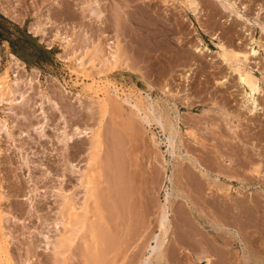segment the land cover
<instances>
[{
    "label": "rangeland",
    "instance_id": "1",
    "mask_svg": "<svg viewBox=\"0 0 264 264\" xmlns=\"http://www.w3.org/2000/svg\"><path fill=\"white\" fill-rule=\"evenodd\" d=\"M82 1L0 0V75L9 87L7 96L0 98V119L6 122L0 132V236L9 250L6 257L13 264H137L153 252L149 244L157 246L156 241L150 240L148 248L141 236L147 219L138 205L128 231L129 226L122 224L129 216L128 206L114 201L117 207L110 223L120 221V226L115 225L113 232L103 220L107 210H99L93 199L87 226L65 254L56 251L57 241L74 228L61 221L65 205L74 202L81 212L86 192L81 179L93 132L99 127L104 143L96 152L104 154L101 158L106 161L109 157L118 181L127 174V164L134 162L139 167L140 191L145 193L148 177L155 181L145 196L152 201L153 224L158 223V207L166 202L168 191L174 210L187 212L192 226H183L173 215L170 264H207L206 259H195L204 249V254L213 253L211 264H264V186L245 182L249 187L245 193L239 183L255 179L245 169H254L260 161L264 164V114L257 113L258 119L249 115L238 73L217 55L213 36L235 50H248L249 40L236 10L245 18H255L264 0H237L239 7L233 11L218 0H197L198 18L179 0H100L99 5L93 3L103 11L100 16L87 7L84 11ZM254 31L260 35L259 29ZM57 32L68 38L78 33L87 40L84 45H98L111 59L117 49V67L96 62L95 68L83 70L75 57L86 49H81L78 38L66 45L68 39L56 36ZM72 46L77 49L75 56ZM201 46L209 50L197 51ZM11 54L18 58L19 67ZM252 56L247 63L261 78V93L255 98L264 106V52ZM171 124L173 134L167 128ZM221 153H234L238 162L244 161L243 166L234 165L238 181L230 182L218 173L233 169L227 165L228 157L221 160ZM183 156L196 157L206 175ZM105 185L101 181L97 187L106 194ZM243 197L247 207L235 208L231 200ZM156 223L155 235L160 232ZM6 257H0V264H6Z\"/></svg>",
    "mask_w": 264,
    "mask_h": 264
},
{
    "label": "bare ground",
    "instance_id": "2",
    "mask_svg": "<svg viewBox=\"0 0 264 264\" xmlns=\"http://www.w3.org/2000/svg\"><path fill=\"white\" fill-rule=\"evenodd\" d=\"M80 1V0H79ZM182 7L186 10V11H190L193 15H195V17H197L198 14V1L197 0H179ZM225 9H228L230 11H233V9L238 8V2L237 0H218ZM82 2L86 3L83 4L82 9L84 11H86L87 9L91 10L93 13L97 14L98 16H100V14L103 13V11L101 10V8L99 7H94L93 3L99 5L100 4V0H83ZM82 4V3H81ZM87 7V9H86ZM245 8V7H242ZM144 10V9H143ZM238 16H240V18L243 21V31L245 36L248 38L249 40V46H248V50L246 51H239V50H235L232 47H228L225 42L222 40L221 37L217 36V35H213L214 38L216 39V46H217V55L228 65L229 69H231L232 72H237L238 76H239V82L242 85V87H244V99H245V108L248 109L249 111V115H257V113H262L264 114V106L263 105H259V103L257 102L258 99H256L255 95L257 93H261V86H260V77L256 76L254 73V67L249 66V64L247 63L248 60L250 59V56H255L257 55L258 58V54H260L261 52H264V19H262V13L264 12V6L261 7V11H258V14L255 18H245L244 15L241 13V11H237ZM144 15V14H143ZM147 15V14H146ZM198 18V17H197ZM118 19V18H117ZM259 29L260 31V35H256L254 29ZM157 30V29H156ZM144 31V30H143ZM167 31V30H166ZM152 33V32H150ZM147 34V33H146ZM74 37H70L68 38L67 35H65V37H62L61 33L57 32L56 36H59L61 39H68L66 45H73L72 43L74 41L79 40L80 43V47L81 49H86V52H81L79 53L76 57H75V61H77L78 59L80 60L78 62V65L81 66V68L83 70L88 69L89 68H95L96 67V62L99 64L101 63V66H107V68H113V66L118 63V60L120 58V54L118 52V50L116 49V51H114V53L111 54L112 58L107 57L105 54L101 53V51H99L98 45L93 44L92 48H90V46L88 45H84L87 41L84 39L81 40V35H79L78 33L74 34ZM163 36V35H162ZM165 37V36H164ZM151 38V37H149ZM60 39V41H61ZM139 41V40H138ZM154 41V40H153ZM165 41V40H164ZM85 42V43H84ZM102 42V41H101ZM170 42V41H169ZM166 43V42H165ZM171 43V42H170ZM88 44V43H86ZM118 45V43H116ZM140 44V43H139ZM138 44V45H139ZM156 44V43H155ZM120 45V44H119ZM73 54L75 56L77 49L75 48V46L71 47ZM197 51L200 52H205L208 51V47L207 46H201V47H197L196 48ZM158 56V55H157ZM252 56V57H253ZM86 57V59H85ZM70 58V56H69ZM139 58V57H138ZM11 59L13 61L14 64L18 65L19 67V62H18V58L14 55L11 54ZM120 63V62H119ZM255 63H257V65L260 63L259 61H255ZM114 66V67H115ZM117 67V66H116ZM119 68V67H118ZM114 69V68H113ZM18 71V70H15ZM101 71H105L102 69H98L97 72ZM18 74L16 75V80L15 82L17 83L18 78H17ZM33 80V77H30V81ZM7 81H5L2 77V75H0V98L1 100L4 99V96H7L6 94V90L9 89V87L7 88L6 85ZM225 81H221L220 84L224 85ZM93 87V86H92ZM94 88V87H93ZM168 88V87H167ZM91 89V88H90ZM14 90V89H13ZM169 90V89H167ZM117 91V90H116ZM13 92V91H11ZM95 92L97 93V90H95ZM94 92V93H95ZM14 94V93H13ZM188 96V95H187ZM185 99V98H184ZM14 99H10L8 101H13ZM101 102H103V100H101ZM104 102L106 103V100H104ZM137 102V101H136ZM142 102V100H141ZM244 103V101H243ZM107 105V103H106ZM193 105V104H192ZM103 110H105V107L103 104ZM135 106L138 108V110L141 111V108L139 107L138 103L135 104ZM143 106V105H141ZM101 107V106H100ZM148 107V106H147ZM146 107V109H147ZM136 108V109H137ZM100 110H102V108H100ZM102 110V112H103ZM107 110V109H106ZM207 110V109H206ZM150 111V108L149 110ZM147 111V112H148ZM152 111V110H151ZM150 111V112H151ZM169 111V110H168ZM105 112V111H104ZM104 112L102 115H104ZM149 112V113H150ZM101 113V112H100ZM146 113V112H145ZM144 113V114H145ZM154 113V112H153ZM152 113V114H153ZM164 113V112H163ZM161 114V113H160ZM151 115V114H150ZM174 115V114H173ZM153 116H155L153 114ZM102 117V116H101ZM152 117V116H151ZM158 117V115H157ZM104 117H102L103 119ZM156 118V117H155ZM258 119V116L256 117ZM157 119H161V118H157ZM173 119V118H172ZM148 124H151L152 119L150 118V116L148 114H145V119ZM154 120V118H153ZM167 120H169L167 118ZM171 120V119H170ZM200 120V119H199ZM159 121V120H158ZM178 121V120H177ZM211 122V121H210ZM230 122V121H229ZM239 122V121H238ZM6 122L0 119V132L4 129L5 130V124ZM199 123V122H198ZM206 123V122H205ZM209 123V122H208ZM161 124V123H160ZM201 124V123H200ZM166 125V124H165ZM165 125H161L164 128ZM207 125V124H206ZM227 125V124H226ZM241 125V124H240ZM162 127V129H163ZM230 127V126H229ZM233 128V126H231ZM261 127V126H260ZM263 127V126H262ZM99 127H97L94 132H93V139H91V146H90V153L89 155V160H88V166L87 169L82 177V182L81 185L86 187V192H85V199L83 204L80 206L81 208V212L76 211L77 207H76V203L74 202H67V204L65 205V209L62 210L61 215H62V223L64 225H70L74 228H70V230L66 231L65 234H63L62 238L59 241H57V244L55 245V248L57 249L56 251L64 253L67 250H69L70 246L72 245L75 237L79 234V232L85 228V226H87V222L89 220V213L91 212L90 210V204L89 201L91 199H93L98 207L99 210H107L108 215L107 216H103V220L105 222L109 223V229H114L113 232H115V228L117 225V227L120 226V221L119 222H114V224H111V216L115 213L116 210V206L113 205V203H119L120 204V200L122 203L126 204L128 206V218L126 223H122L125 224V226H129V230L130 231L132 225H133V211L135 209V207L137 206V208H139L138 211L141 212V215L144 216L146 219V221L144 222V230L142 231L141 236H144V242L148 245L150 243V240L154 239V241H156L157 246H152V243L149 244L150 245V250H153V252H151L150 256H148L147 258H143L145 260H143L142 262H139L137 264H152V258L156 259L155 263L157 264H170V257H171V248H170V238H171V234L173 232V215L176 216L177 220H180L183 226H192L189 222L187 221V216L186 215V211L182 208L183 211H175L173 206L171 205V202L169 200V196H170V192H167V197H166V202L164 204H162L160 207H158V223H156L157 227L159 228V233L155 235V223L153 224L152 219L150 218V215L153 214L152 210H151V203H149V201L145 200V196H147L148 193L151 192V189L153 188V183H155V181L152 179V177H148L147 180L144 183V189L142 188V190H144L145 193H143L141 190V188L138 187L137 183H136V172L138 168H136V164L134 163H130L127 164V166L129 165L128 169H127V174L124 175V178H120L118 181V179H116L115 174H114V170L116 172V169H112V167H110V159L108 157V161H106V158L103 159V157L101 158V155H99L98 152H96L97 150H100L102 147V144L104 143L101 139V136L99 134V131H97ZM101 128V127H100ZM167 128L169 130H171V133L173 134L176 130L174 128V126L168 125ZM180 128V127H179ZM236 128V127H235ZM221 129V128H220ZM263 131V128H261ZM183 130V129H182ZM209 130V129H208ZM211 130V129H210ZM101 131V130H100ZM261 131V132H262ZM194 132V131H193ZM212 132V131H211ZM235 132V131H234ZM214 133V132H213ZM263 133V132H262ZM176 134L178 135V133L176 132ZM67 135V134H66ZM183 135V134H182ZM214 135V134H213ZM154 136V134L152 135ZM176 136V135H175ZM216 136V135H215ZM223 136V134H222ZM183 137V136H182ZM197 137H198V133H197ZM213 137V136H212ZM218 137V136H217ZM234 137V136H233ZM240 137V136H239ZM264 137V135H263ZM154 138V137H153ZM169 138V137H168ZM172 138V137H171ZM204 138V137H203ZM221 138V137H220ZM155 139V138H154ZM153 139V140H154ZM173 139L175 140V138L173 137ZM171 139V140H173ZM205 139V138H204ZM202 139V140H204ZM217 139V138H216ZM235 139V138H233ZM201 139L198 141H202ZM207 139H205L204 141H206ZM212 140V139H211ZM264 140V139H263ZM262 140V141H263ZM202 142L203 144L205 142ZM156 141H154L155 143ZM184 142V141H183ZM209 142V141H208ZM160 143V142H159ZM172 143V142H170ZM228 143V142H226ZM234 143H236L234 141ZM174 143H172L173 146ZM184 143H182L183 145ZM111 145V144H110ZM159 145V144H158ZM223 147H228L227 144L222 143ZM189 146V145H188ZM192 146V145H191ZM215 146V145H214ZM172 148V147H171ZM189 148L191 149V147L189 146ZM110 149V148H109ZM158 149V147H157ZM173 149V148H172ZM192 149H194V147H192ZM191 149V150H192ZM256 149V148H255ZM168 150V149H167ZM187 150V149H186ZM198 150V148H197ZM203 150V149H202ZM232 151H234V148H231ZM101 151V150H100ZM173 151V150H172ZM188 151V150H187ZM194 151V150H193ZM258 151H260V149H258ZM108 152V151H107ZM198 152V151H197ZM221 152V151H220ZM74 153V152H73ZM113 153V152H112ZM188 153V152H187ZM200 153V152H199ZM250 154H252L251 152H249ZM173 154V153H172ZM192 154V153H191ZM104 155V154H103ZM102 155V156H103ZM121 155V154H120ZM190 155V153H189ZM235 155L236 154H231V156H229L228 154H223L221 153V160L225 161V158L228 157V159L230 160V162H228V166L229 167H233L232 171H227L225 169H221L218 171L219 174L223 175L225 178H227L228 180H230V182L232 181H238V177L235 174V169H234V165H240L243 166L244 165V161H240L238 162L237 159H235ZM115 156V155H113ZM117 156V155H116ZM124 156V155H123ZM219 156V155H218ZM251 156V155H248ZM125 157V156H124ZM131 157V156H130ZM188 159L190 161V163L194 164L195 167H197L200 172H202V174L206 175V170L203 168V166L199 163L198 159L195 157L191 158V157H185L183 156L182 159ZM199 158V157H198ZM132 159V158H131ZM252 159V158H251ZM259 159V158H258ZM257 159V160H258ZM114 160V158H113ZM121 160H123V158H121ZM130 160V159H129ZM256 160V161H257ZM116 161V160H115ZM114 161V162H115ZM132 162V161H131ZM166 164V163H165ZM186 164V163H185ZM120 165V164H119ZM123 166V164H121ZM94 166H98L96 168V170L94 169ZM117 166V165H116ZM110 167L109 170H106L105 168ZM149 167V166H147ZM123 168H126L125 166ZM122 168V170H123ZM150 168V167H149ZM221 168V167H220ZM121 169V168H120ZM218 169V168H217ZM113 170V171H112ZM193 170V169H192ZM191 170V171H192ZM107 171V172H106ZM117 171H119L117 169ZM139 171V170H138ZM148 171V169H147ZM245 171L250 174L249 176H254V180H247L245 181V179L239 183H242L241 188L244 189V192L246 193V191L248 190L249 187L244 186L245 182L248 183V185H250V183L256 182L259 183L261 186H264V164L262 161H260V164H258L257 167H255L254 169H245ZM84 172V171H83ZM95 172L97 174V176L95 177ZM149 172V171H148ZM185 172V171H184ZM245 172V173H246ZM119 173V172H118ZM116 173V174H118ZM123 171L120 172V174H122ZM152 173V172H151ZM166 173V172H165ZM208 173V172H207ZM150 174V173H149ZM185 174V173H184ZM192 176V175H191ZM143 177V176H142ZM158 177V176H157ZM193 177V176H192ZM196 177V176H195ZM199 177V176H197ZM187 178V176H186ZM170 181L172 180V176H169ZM242 180V179H241ZM104 182L106 185L104 187V189L106 190V194L105 192L103 193L101 190L103 189H99L97 187V184L100 182ZM141 181V180H140ZM144 181V180H143ZM98 182V183H97ZM190 185V184H189ZM199 185V184H198ZM201 185V184H200ZM209 185V184H208ZM197 186V185H195ZM143 187V186H142ZM178 187V186H177ZM199 188V187H198ZM120 189V191H118ZM181 190V189H180ZM85 191V190H84ZM154 191V190H153ZM182 191V190H181ZM227 192V191H226ZM226 195V194H225ZM148 197V196H147ZM221 197V196H220ZM151 198V197H150ZM228 198V197H227ZM65 199V198H64ZM68 199V198H67ZM80 199V198H79ZM72 200V199H71ZM117 202H114V201ZM150 200V199H149ZM228 200V199H227ZM74 201V200H73ZM139 201V202H138ZM232 205L237 208V209H243L245 207H247L248 205V200L246 197L243 198H233L232 200ZM91 203V202H90ZM251 203V202H250ZM183 204V203H182ZM253 204V203H251ZM257 204V203H256ZM93 205V203H92ZM122 206V205H121ZM172 206V208H171ZM94 207V206H93ZM136 208V209H137ZM185 208V207H184ZM66 209H68L67 211H65ZM95 209V208H94ZM155 210V209H154ZM96 211V210H94ZM123 210H119L117 212H120ZM1 212V211H0ZM67 212V213H66ZM105 212V211H104ZM135 212V211H134ZM155 212V211H154ZM186 212V213H185ZM137 213V212H135ZM134 213V214H135ZM157 213V214H158ZM67 214V216H66ZM91 215V214H90ZM98 215V214H97ZM118 215V214H117ZM119 215H121L119 213ZM125 216V214H123ZM156 215V213H155ZM188 215V214H187ZM172 216V218H171ZM189 216V215H188ZM249 216V215H248ZM152 217V216H151ZM156 217V216H155ZM238 217V216H237ZM101 218V216H100ZM122 218L121 220L124 219V217H120ZM60 220V219H59ZM92 220V219H91ZM90 220V221H91ZM114 220V219H113ZM119 220V219H118ZM126 220V219H125ZM123 220V221H125ZM1 221V220H0ZM101 221V220H100ZM116 221V220H114ZM136 221V220H135ZM2 222V221H1ZM104 222V223H105ZM117 223V224H115ZM2 224V223H1ZM103 224V223H102ZM141 224V223H140ZM89 225V224H88ZM107 225V224H106ZM215 225V224H214ZM2 226V225H1ZM0 226V227H1ZM89 227H91L92 229L94 228V223H91L89 225ZM4 228V227H3ZM99 228V227H98ZM104 228H107L106 226ZM219 228V227H218ZM91 229V230H92ZM108 229V228H107ZM106 229V230H107ZM119 229V228H118ZM134 229V228H133ZM1 230V229H0ZM95 230V229H94ZM192 230V229H191ZM100 231V230H99ZM3 232V231H2ZM67 232H69L70 235L67 234ZM93 232V231H92ZM108 232V230H107ZM112 232V231H111ZM112 235L116 234L114 233ZM145 232V235H144ZM96 233V231H95ZM98 233V232H97ZM110 232H108L109 234ZM121 233V232H120ZM141 233V232H140ZM189 233V232H188ZM194 233V231H193ZM5 234V233H4ZM67 234V236H66ZM84 234V233H83ZM100 234V232L98 233ZM105 234V233H104ZM130 234V233H129ZM139 234V233H138ZM102 235V234H101ZM118 235V234H117ZM126 236V235H125ZM129 236V235H128ZM140 236V237H141ZM191 236V235H190ZM89 237V236H88ZM96 237V236H95ZM94 237V238H95ZM103 237V236H102ZM105 237V235H104ZM103 237V238H104ZM139 237V236H138ZM99 238V237H98ZM101 238V237H100ZM118 238V237H117ZM128 238V237H127ZM181 238V237H180ZM92 239V238H91ZM107 239V237H106ZM119 239V238H118ZM104 240V239H103ZM116 241V240H115ZM5 242V241H4ZM3 242L2 239V235L0 236V257H6L7 255H9V250L7 249V246L5 245V243ZM118 242V241H117ZM177 243L180 244L179 241H177ZM190 243V242H189ZM92 244V243H91ZM95 244V243H94ZM98 244V242H97ZM143 244V243H142ZM202 244V243H201ZM103 245V243H102ZM120 245V244H118ZM148 245V248H149ZM172 245V244H171ZM99 246V244H98ZM96 247V245H95ZM136 247V246H135ZM156 247V249H155ZM59 248V249H58ZM105 248V247H104ZM109 249L112 251V247H109ZM144 249V248H143ZM155 249V251H154ZM208 249V248H207ZM139 250V249H138ZM206 249H204V251L202 250L201 253L202 254H198L197 252V256L195 257V259H197V261H201L202 259H206L207 264H211L212 263V258L211 256H213V253H211L210 255H208L207 253L204 254L203 252H205ZM141 252V251H140ZM144 253V252H143ZM65 254V253H64ZM98 254V253H97ZM102 255V254H101ZM133 255V254H132ZM10 256V255H9ZM110 256V254L108 255ZM139 256V255H138ZM174 258V257H173ZM115 259V258H114ZM12 260V259H11ZM9 258L6 257L5 262L6 264H13ZM181 261V259H180ZM1 262V261H0ZM22 263V262H21Z\"/></svg>",
    "mask_w": 264,
    "mask_h": 264
}]
</instances>
